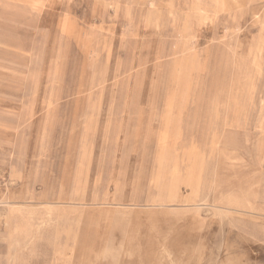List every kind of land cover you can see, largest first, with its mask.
Wrapping results in <instances>:
<instances>
[{
  "label": "rangeland",
  "instance_id": "374dc122",
  "mask_svg": "<svg viewBox=\"0 0 264 264\" xmlns=\"http://www.w3.org/2000/svg\"><path fill=\"white\" fill-rule=\"evenodd\" d=\"M8 193L37 216L0 203V264H196L264 209V0H0Z\"/></svg>",
  "mask_w": 264,
  "mask_h": 264
},
{
  "label": "crops",
  "instance_id": "0c3cea01",
  "mask_svg": "<svg viewBox=\"0 0 264 264\" xmlns=\"http://www.w3.org/2000/svg\"><path fill=\"white\" fill-rule=\"evenodd\" d=\"M234 209L235 207L225 206ZM252 210H235L222 212L225 220V225H220L218 235L213 233L214 224L209 226L205 231L209 234L205 246V257L197 260L196 264H235L233 258L239 256L240 258L248 259L247 264H264V209ZM220 213V212H219ZM203 217V216H202ZM204 218V217H203ZM248 226L253 229L259 230L262 234L261 238H256L255 242L247 243L246 245L238 244L234 248H227L232 244V240L242 234V226ZM227 229V230H226ZM229 239V241H227ZM216 241V242H215ZM227 253L224 254V252ZM224 260V261H223ZM223 261V262H222ZM52 264H61L59 262H52ZM63 264H88L87 262L70 261ZM90 264V263H89ZM102 264H159L156 262H140V261H119V262H106Z\"/></svg>",
  "mask_w": 264,
  "mask_h": 264
},
{
  "label": "bare ground",
  "instance_id": "6f19581e",
  "mask_svg": "<svg viewBox=\"0 0 264 264\" xmlns=\"http://www.w3.org/2000/svg\"><path fill=\"white\" fill-rule=\"evenodd\" d=\"M15 198L16 197L13 194L8 193L7 196L3 195L0 198V203H4L8 207L7 213L4 215L6 219V223H7V230L9 231L10 235L13 234L14 236V235L19 234L18 237L21 238V234L23 231L22 226H21L22 223L25 221V219L27 220L28 218L30 221L31 220L35 221L37 214L32 211L25 212L24 210L26 209H25L24 204L21 205L20 203H18L20 202V200L15 199ZM24 202H27L28 204H31V205L38 204V201H33V200L24 201ZM42 206L53 207L54 205L49 204V203H44L42 204ZM17 230H18V234H16ZM241 231H242L241 232L242 234H239L238 237L234 238L231 241L232 244H230V246L227 248H234L235 245H238V244L246 245L247 243H252L253 241L255 242L254 237L256 238L262 237V234L259 230L253 229L248 226L243 225ZM227 241H229V239H227ZM225 253H227V251H225L224 254ZM61 254H62V250L60 251L58 249H54V245L52 243L51 247L48 250H45V251L43 250L41 252L38 251V252L33 253V257L37 259L34 263L24 260V255L22 254L21 256L20 254L18 256L14 255L12 258V252H11L10 259H8L9 261L7 264H52V262H54L57 259V257H59ZM246 260L248 259H244L243 257L240 258L239 256H235L233 258V261L235 262V264H247Z\"/></svg>",
  "mask_w": 264,
  "mask_h": 264
}]
</instances>
